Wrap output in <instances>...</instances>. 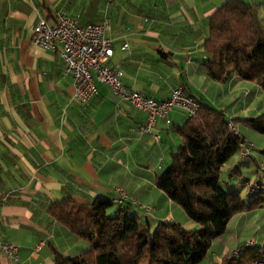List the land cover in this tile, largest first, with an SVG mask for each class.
Returning a JSON list of instances; mask_svg holds the SVG:
<instances>
[{
  "label": "crops",
  "instance_id": "1",
  "mask_svg": "<svg viewBox=\"0 0 264 264\" xmlns=\"http://www.w3.org/2000/svg\"><path fill=\"white\" fill-rule=\"evenodd\" d=\"M225 1L0 0V241L15 245L18 258L15 262L0 251V264H54L52 249L71 257L88 250L87 243L47 215L68 186L78 203L110 200L117 196L114 187L120 188L137 199L129 210L149 231L158 223L195 228L154 183L179 146L176 127L185 122L182 113L172 112L170 125L158 120L150 133L139 134L147 114L105 85L96 83V95L88 105H79L59 56L31 40L38 20H51L63 10L83 25L106 14L107 36L114 43L111 63L120 66L128 90L163 100L181 85L257 143L262 137L238 120L264 113L262 90L234 74L214 82L201 67L208 58L202 48L208 18ZM242 1L257 9L264 27V0ZM124 43L128 48L121 50ZM158 50L171 53L169 62ZM263 149L261 141L249 158L239 153L230 158L220 174L222 187L247 198L245 179L264 185ZM141 204L152 206V213L146 214ZM248 239L254 246L246 250L264 247V208L232 217L199 264H221Z\"/></svg>",
  "mask_w": 264,
  "mask_h": 264
},
{
  "label": "trees",
  "instance_id": "2",
  "mask_svg": "<svg viewBox=\"0 0 264 264\" xmlns=\"http://www.w3.org/2000/svg\"><path fill=\"white\" fill-rule=\"evenodd\" d=\"M202 48L208 58L201 67L212 81L221 83L234 74L264 93V27L254 6L226 0L209 16ZM158 53L169 62L171 53ZM197 101L198 120L176 127L179 146L154 180L156 188L195 228L158 223L149 231L129 205L103 198L78 203L68 186L62 198L50 204L47 215L89 248L75 257L52 249L54 264H199L232 217L264 208V191L243 198L220 184L223 166L239 153L244 137L231 132L229 125L236 127L235 121L226 119L222 111ZM238 121L264 135V113ZM260 154L264 156V149ZM259 254V249L241 251L236 257H224L221 264H253Z\"/></svg>",
  "mask_w": 264,
  "mask_h": 264
},
{
  "label": "built area",
  "instance_id": "3",
  "mask_svg": "<svg viewBox=\"0 0 264 264\" xmlns=\"http://www.w3.org/2000/svg\"><path fill=\"white\" fill-rule=\"evenodd\" d=\"M109 20L106 14L97 22L80 24L77 19L70 17L63 10H58L53 19L41 18L34 25L31 34L32 42L59 56L62 62V73L69 76L73 87V100L81 106L89 104L96 95V83L105 85L122 101L129 103L135 109L147 114L146 122L139 127V134H148L156 121L162 120L170 125V114L174 111L182 113L184 121L198 120L200 105L197 100L188 96L183 86L174 88L170 95L163 100L147 97L142 93L128 90L122 84L123 72L120 66L113 65L111 58L114 55V43L107 36ZM126 50L128 45H121ZM231 132L242 137L233 125H229ZM243 138V137H242ZM159 141V136L155 137ZM252 142L243 138L240 144L239 155L242 159L252 154ZM247 196H255L264 191L261 183L247 179L244 182ZM117 196L111 198L115 205H135L138 202L118 187H114ZM139 207L148 215L153 211L152 206L141 204ZM44 245L41 241L38 249ZM254 246L253 239H248L240 249L232 252V257L239 252ZM0 251L13 261L17 262V247L11 243L0 241ZM259 256L253 264H264V247L259 248Z\"/></svg>",
  "mask_w": 264,
  "mask_h": 264
},
{
  "label": "rangeland",
  "instance_id": "4",
  "mask_svg": "<svg viewBox=\"0 0 264 264\" xmlns=\"http://www.w3.org/2000/svg\"><path fill=\"white\" fill-rule=\"evenodd\" d=\"M241 128H244L243 126H241ZM238 129V128H237ZM239 131V130H238ZM240 132V131H239ZM241 133V132H240ZM255 135H256V137L258 136V137H262V139L263 140H261V141H264V135H261V134H258V133H254ZM253 139L254 138H251V139H249V138H247L246 137V140H248V141H250V142H252V144H253V146H254V148H253V150L252 151H254L255 150V146H257V145H259V144H261V141L260 140H258V142L257 143H255V142H253ZM259 139V138H258ZM256 151V150H255ZM254 151V152H255ZM253 153V152H252ZM263 172V171H262ZM262 172H259L260 174H262ZM244 175L242 174L241 176H238L237 178H239L240 179V181L242 180V177H243ZM250 180H253V179H250ZM262 180L264 181V175L262 176ZM262 184V183H261ZM263 185V184H262ZM264 186V185H263ZM126 193V192H125ZM131 197V196H130ZM133 198V197H132ZM136 201H137V199L136 198H134ZM135 205H137V204H135Z\"/></svg>",
  "mask_w": 264,
  "mask_h": 264
},
{
  "label": "bare ground",
  "instance_id": "5",
  "mask_svg": "<svg viewBox=\"0 0 264 264\" xmlns=\"http://www.w3.org/2000/svg\"><path fill=\"white\" fill-rule=\"evenodd\" d=\"M235 257V256H234Z\"/></svg>",
  "mask_w": 264,
  "mask_h": 264
}]
</instances>
